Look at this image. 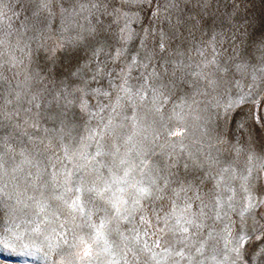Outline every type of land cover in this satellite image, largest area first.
<instances>
[{"label":"snow or ice","instance_id":"obj_1","mask_svg":"<svg viewBox=\"0 0 264 264\" xmlns=\"http://www.w3.org/2000/svg\"><path fill=\"white\" fill-rule=\"evenodd\" d=\"M243 3L0 0V47L24 54L0 61V204L49 253L264 264V164L232 159L264 155V20Z\"/></svg>","mask_w":264,"mask_h":264},{"label":"rangeland","instance_id":"obj_2","mask_svg":"<svg viewBox=\"0 0 264 264\" xmlns=\"http://www.w3.org/2000/svg\"><path fill=\"white\" fill-rule=\"evenodd\" d=\"M36 3L39 0H35ZM164 0H161L163 3ZM225 3L229 5L227 11L231 12V5L234 0H224ZM242 15H247L249 18H254L256 23L253 25L254 29L258 33L260 30V21L264 20V0H244V3L241 4ZM163 14V10H162ZM15 19V18H14ZM160 17H157V23H159ZM18 23V20L16 21ZM148 21H144V25L147 26ZM140 25H134V29L139 31ZM2 29V26H0ZM2 38V37H0ZM11 44L15 43V38H8ZM138 40L132 41L129 44V50L131 52H135L136 47L138 46ZM8 55H15L17 58H23V53L19 51L17 48L14 52L9 48L6 49L4 47H0V61H3L7 58ZM192 55L195 57L196 54L193 51ZM25 64L27 60L25 59ZM64 63L71 67L68 64V61H64ZM17 71L13 69V72ZM12 79V72L5 73ZM21 80L23 79V74L19 77ZM6 85L0 81V107L3 105L2 93L3 88ZM13 87H15V81L13 79ZM247 91V89H244ZM235 95V93H234ZM106 115V114H105ZM96 121H93L95 124ZM198 131L194 129H189L188 134L185 136L183 143L191 144L192 140L198 138ZM247 140V137H245ZM163 141H161L162 143ZM239 147V146H238ZM250 147L248 143L243 145V150L238 156H232V159L235 161L236 167L238 171L245 170L249 167L252 169V177L255 179L258 171L261 169V165L264 164V155H261L259 151H256L253 155V159L251 163H249L246 159L247 153L250 151ZM231 156V153H228ZM165 157L161 156L159 159L163 160ZM45 163L47 161L45 160ZM59 167V165H57ZM2 183V181H0ZM25 217L19 212H13L9 207L0 204V239H6L8 246H4V244L0 243V264H50L51 258H55L59 264H71L73 257L71 255L72 249L65 247L61 243V247L57 249L53 253L48 252L47 242L44 240V237L41 235H36L31 233L30 231L25 232L24 229H30L29 225L24 223ZM17 224L20 225L17 228ZM10 229V232H6L5 229ZM23 233V237L21 240H17L14 238V234ZM53 242H56L55 235L52 237ZM71 239V237H69Z\"/></svg>","mask_w":264,"mask_h":264}]
</instances>
